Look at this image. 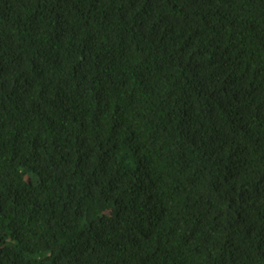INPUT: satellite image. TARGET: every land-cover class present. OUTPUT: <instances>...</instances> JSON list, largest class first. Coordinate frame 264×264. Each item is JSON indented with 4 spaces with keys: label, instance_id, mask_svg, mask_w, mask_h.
Segmentation results:
<instances>
[{
    "label": "trees",
    "instance_id": "obj_1",
    "mask_svg": "<svg viewBox=\"0 0 264 264\" xmlns=\"http://www.w3.org/2000/svg\"><path fill=\"white\" fill-rule=\"evenodd\" d=\"M0 264H264V0H0Z\"/></svg>",
    "mask_w": 264,
    "mask_h": 264
}]
</instances>
